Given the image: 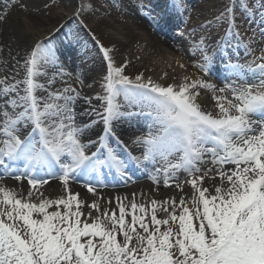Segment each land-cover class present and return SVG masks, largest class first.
Instances as JSON below:
<instances>
[{
  "label": "snow or ice",
  "instance_id": "obj_1",
  "mask_svg": "<svg viewBox=\"0 0 264 264\" xmlns=\"http://www.w3.org/2000/svg\"><path fill=\"white\" fill-rule=\"evenodd\" d=\"M14 7L27 10L24 0H0V24ZM172 7L183 4L174 0ZM240 7L250 22L258 12L264 24V0L258 6L244 0ZM139 9L151 15L150 7ZM216 19H227V37L243 40L235 4ZM48 44L37 42L26 54L22 78L0 79V264H264V49L246 65L229 63L236 80L218 88L200 77L168 85L143 73L130 78L128 62L116 66L100 45L107 61L103 93L87 97L71 83L49 90L56 76L71 73ZM194 48L201 53L194 66L207 74L213 58L203 38ZM45 66L58 70L38 82L47 76ZM245 69L255 82L237 83L247 80ZM77 83L83 87L79 76ZM202 89L211 91L215 112L199 102ZM79 99L89 105L84 114L95 117L87 124L76 121ZM136 116L147 132L129 145L116 125ZM99 123L103 134L83 143L81 135ZM102 169L124 184L139 172L154 192L162 184L180 195L133 193L131 200L116 196L115 206L109 199L102 207ZM54 177L62 194L51 198L42 189ZM8 178L19 186L6 185ZM70 181L92 194L90 203Z\"/></svg>",
  "mask_w": 264,
  "mask_h": 264
},
{
  "label": "bare ground",
  "instance_id": "obj_2",
  "mask_svg": "<svg viewBox=\"0 0 264 264\" xmlns=\"http://www.w3.org/2000/svg\"><path fill=\"white\" fill-rule=\"evenodd\" d=\"M187 1L190 6L193 7L194 5V7H196V15L201 13L202 10H208L205 8L206 4L203 2V0H195L194 2L192 0ZM173 2V0H164V3L159 7L157 4H155V1H152V3H150L152 9L151 15L146 16L142 14L141 11H137V13H140L141 18L143 21H145V23L141 21L140 24H135L136 30L129 29L127 25H123V28H121V30L123 29V32L121 33L123 34V37L127 39V42H137L139 43L138 45L143 49L145 46H147V43H150L142 55L135 60L137 65L140 66V73L144 74L145 79L151 77L152 80L156 81L157 79L168 78L171 76L181 78L180 73L183 71L187 73L190 79H195L197 76L203 75L202 70L197 71L191 66V64L201 61V53L195 50L192 43H189V47L180 48V46H174V44L165 38L166 35L170 37L175 36L171 29L173 24L170 20H168V16L175 13L177 10L172 7ZM24 3L27 5V10L14 7L11 10L7 21L3 24H0V78H5L12 75L13 73L18 74L17 78H22L25 74L23 61L26 57V54L34 48L37 42L48 41L49 43L52 42L51 47L57 51V54L63 55V61L61 64L63 65L64 69L66 71H71V73L75 74L76 76L82 77L86 87L85 89L90 97L95 96L97 93H101L103 90L101 87L102 82L95 78V74L92 71L93 69H90V67L84 63L81 66H77L72 61V57L75 52L77 53L85 49H82V47H80V49H75L73 47V49L70 48L69 50L67 48V46H71L69 43L63 39L56 38V35H58V33L60 34V32L62 33L63 29L65 28L68 29V34L78 29V26L80 29L82 28L79 23H76L75 25L71 24L77 11H72V9H70L66 14L61 16H59L58 13H54L52 15H43L39 0H24ZM100 13L101 11L99 10L90 12V14ZM54 20H59V22L53 24ZM101 25L107 27L109 26V24L103 21H98L96 26ZM148 26L151 28H148ZM155 29L166 35L161 36L160 34H155V32H153ZM214 39L215 38L210 39L208 42H203V46L207 48L208 55L211 57L216 55L212 50H209L211 48L208 45L209 43L211 45V42H213ZM121 44L122 43L119 41L116 42V52L121 50L119 47L122 46ZM62 48H67L68 52L62 50ZM182 51H186V54H188L191 58L194 57V61H192L190 65L185 64L184 59L182 58L184 54ZM172 58L175 59L174 62H170ZM180 65H185V67L182 68ZM213 66L214 65H212L211 62L210 69L215 68V66ZM57 70L58 69L50 66L42 67L41 71L46 72L47 76L38 77V82L44 83V81L50 75V78H52L54 71ZM165 73H167V75H164ZM208 82L216 81L211 80ZM225 82L228 81H224L222 85L217 87H223ZM201 93L202 94L199 102L201 103L202 107L206 110L215 112V101L212 99L211 91L202 89ZM0 94H2V92H0ZM226 95L231 98L230 93H226ZM98 101L99 100L94 99L92 101L93 105H96ZM74 109L76 113H78L76 116V121L78 124H87L90 120L95 119L93 116L84 114L89 110V105L83 100H77L74 105ZM129 123L142 127L146 126L144 118L140 116L133 117L131 120H124L117 123V134L120 136L121 140L130 145L131 140L135 136L139 135H137V129L133 128ZM102 129L103 124H97L95 127L81 135V141L83 143H87L89 139L96 140L98 135L103 134ZM95 150V148L91 149V151ZM134 154L140 155L141 152L134 151ZM106 172L107 169H102L100 178L98 177V179H100L105 185H111L115 191H111V189L106 187L104 189H98L103 197L101 200L102 207L108 205L109 199L112 200V204L110 206H115L114 198L116 196H120L121 198L127 196L128 199L131 200L133 193L139 194L143 192L146 196H154L157 199H164L170 195H175L177 197L180 195L176 189L165 188L162 184L159 186L158 190L154 192L153 188L155 186L145 176H141L139 172H136L133 175L134 182H129L127 184L118 183V176L113 179V175H105ZM181 179H184V177L181 176ZM3 182L8 186H19L18 182L11 178L5 179ZM205 186H208L207 183ZM23 187L26 193L28 187L26 180L23 181ZM70 187L74 193H80L82 197H86L89 203L91 202L92 194L86 193V189L83 188L81 182L70 181ZM42 190L46 196L51 198H55L56 196L62 194V185L59 182V178L54 177L53 179L49 180V184L45 185ZM210 190L214 192V188ZM184 192L190 194L191 188L186 186ZM139 198L140 197L138 195L137 199ZM81 219H84V217Z\"/></svg>",
  "mask_w": 264,
  "mask_h": 264
},
{
  "label": "rangeland",
  "instance_id": "obj_3",
  "mask_svg": "<svg viewBox=\"0 0 264 264\" xmlns=\"http://www.w3.org/2000/svg\"><path fill=\"white\" fill-rule=\"evenodd\" d=\"M152 1H155V4L159 7L164 3V0H39L43 15L58 13L59 16H61L66 14L70 9L78 13L80 9L83 8V11L80 12L79 15H77V13L75 14V18L71 23L74 25L79 23L83 29H80L78 26V29L68 34L69 31L65 28L62 33L60 32V34L58 33V35H56V38L63 39L69 43L71 45L67 46L69 50L70 48L73 49V47L75 49H80V47H82V49L84 48L85 50L73 54L72 61L77 66H81L83 63L87 64L90 69H93L92 71L95 74V78L99 79L102 83V78L106 75L107 61L103 57L100 45L110 49V55L113 56L116 66L124 64L125 61L129 63V65L127 63L125 67V75L134 78L136 75L140 74V66L137 65L135 60L142 55L150 43H147V46L143 49L137 42H127V39L124 38L121 33L123 32L121 28H123V25H127L129 29L136 30L135 24H140L141 21H143L139 13V6L145 5L146 9L149 7L151 8L150 3H152ZM192 1L194 2L195 0ZM180 2L183 4V8L176 10L175 13L168 16V20L173 24L171 29L175 35L170 37L165 34L168 41L174 44V46L184 48L189 47V43H192V45H194V43L198 44L202 38L203 42H208L210 39L215 38L214 41L211 42V45L210 43L208 45L211 48L209 50H212L216 55L212 57L213 59L211 61L215 68L211 69L207 74L203 72V75L197 77L203 78L206 81L215 80L216 82L210 83L216 86L222 85L224 81L230 82L236 80L234 75H230L227 65L229 63L246 65L261 54V50L264 49V34H262L264 33V24L258 23V12L256 14L257 22L249 21L247 14L240 7V4L244 2V0H203L206 4L205 8L208 10H202L198 15L195 14L196 7H194V5L193 7L190 6L187 0H180ZM246 2L249 6L253 4L258 6L260 0H246ZM233 4H235L236 24L239 26V31L243 34V40L239 42V44L235 38L226 36L229 30L227 19H216L225 11L226 7ZM97 10L101 11V13L90 14L91 11ZM137 11L139 12L137 13ZM98 21H103L109 24V26H96ZM57 22H59V20H54L53 24ZM143 22L145 23V21ZM181 33H183V35ZM226 40L227 46L225 45ZM118 41L122 43V46H119L121 50L116 52L115 44ZM51 43L52 42L48 44L49 47H51ZM245 44H248L252 49L251 53L246 50ZM66 49L62 48V50L68 52V49ZM55 52L59 58V62L62 63L63 55L57 54L56 50ZM182 53H184L182 58L185 64L190 65L191 62L194 61V57L191 58L186 54V51H182ZM174 61V58L170 60V62ZM41 63L43 62L41 61ZM194 65L195 64H191L197 71L201 70ZM67 72L71 73V71L68 70ZM180 75L181 78L171 76L157 79L156 81L164 85L179 84L183 77H189L185 71L181 72ZM244 75L247 80H237V83L255 82L253 74L248 73L247 69L244 70ZM77 77L78 76L72 73L71 78L64 76L61 83L60 81L59 83L57 82V87L61 89L66 83H71L81 92L82 96L88 97V94L84 93V89L86 88L84 81L83 87H81L80 84L77 83ZM80 79H82V77H80ZM0 88H2V86H0ZM101 93H103V90ZM96 105H100V102H97Z\"/></svg>",
  "mask_w": 264,
  "mask_h": 264
}]
</instances>
